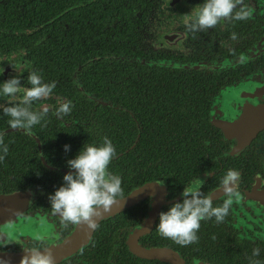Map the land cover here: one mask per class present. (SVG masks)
I'll use <instances>...</instances> for the list:
<instances>
[{"label": "flooded vegetation", "instance_id": "flooded-vegetation-1", "mask_svg": "<svg viewBox=\"0 0 264 264\" xmlns=\"http://www.w3.org/2000/svg\"><path fill=\"white\" fill-rule=\"evenodd\" d=\"M201 2L0 0V80L19 75L28 86L27 72L36 70L56 85L33 103L50 108L30 134L0 112L8 147L0 240L19 241L0 245V259L18 264L25 247L40 246L55 264H264V0H245L248 19L189 30ZM57 98L71 104L63 117L54 114ZM105 136L122 147L108 168L123 195L148 187L91 234L82 228L68 248L78 225L51 213L48 194L70 170L66 160ZM230 168L239 172L237 196L222 221H201L198 240L186 246L158 235V212L184 186L222 203L219 182ZM133 239L145 254L132 251Z\"/></svg>", "mask_w": 264, "mask_h": 264}, {"label": "clouds", "instance_id": "clouds-1", "mask_svg": "<svg viewBox=\"0 0 264 264\" xmlns=\"http://www.w3.org/2000/svg\"><path fill=\"white\" fill-rule=\"evenodd\" d=\"M252 12L253 9L245 0H202L186 26L189 30H205L221 19H248ZM19 81V75L0 80V99L6 101L0 103V112L8 117L9 127L20 128L30 134L33 126L47 116L50 108L46 103L33 108V103L47 100L56 85L55 81H45L36 70L27 72L28 86ZM70 110L69 101L57 98L54 109L57 117H63ZM62 148L68 151L69 145L64 144ZM7 151V145L0 141V160ZM115 154V147L106 136L102 143H83L75 155L66 160V166L70 170L62 174V183L48 194L51 213L64 223L84 224L87 228L94 229L97 219L109 213L114 202L125 197L121 177L108 168ZM238 182L239 172L228 169L219 182V189L225 197L219 205L213 204L210 193L205 194L199 188L184 186L181 198L158 212L155 224L158 235L180 246L195 243L201 221L214 218L220 222L228 214L237 196ZM34 239L41 241L45 237L36 233ZM8 240L19 242L18 238L6 237L5 240H0V245ZM25 251L26 255L21 256L18 264H55L49 247H25ZM259 251L254 248L252 257H257ZM0 264H8V261L0 259ZM249 264H256V261L250 258Z\"/></svg>", "mask_w": 264, "mask_h": 264}, {"label": "water", "instance_id": "water-1", "mask_svg": "<svg viewBox=\"0 0 264 264\" xmlns=\"http://www.w3.org/2000/svg\"><path fill=\"white\" fill-rule=\"evenodd\" d=\"M148 187V185H146L143 188L140 189H135L132 190L129 195H127L126 197L122 198V199H118L116 202L113 203V205L111 206V211L109 213H106L103 217L98 218L97 221L99 219H102L104 217H110L111 215L125 209L126 207H128L130 204L134 203L135 200L137 199V197H139L140 193L144 191V189ZM154 211V206L153 208L150 209L149 213L153 214ZM151 217V214H150ZM96 221V222H97ZM86 225L84 224H78V229L74 230V232H72L70 234V237L67 239L66 242L63 243V246H66L68 248H73L74 246H76V242H77V236H79L80 233H82V228H84ZM146 228V226L141 227L140 229H144ZM91 230L90 229V234H91ZM136 232V231H135ZM90 234H88V238L91 236ZM136 237V234L134 235V238ZM134 242V243H133ZM82 245V244H81ZM130 246L132 251H134L135 253H142L145 254L146 252H143L136 244L135 239L132 240V242L130 241ZM152 253H160L162 250H156V249H152L151 250Z\"/></svg>", "mask_w": 264, "mask_h": 264}, {"label": "trees", "instance_id": "trees-1", "mask_svg": "<svg viewBox=\"0 0 264 264\" xmlns=\"http://www.w3.org/2000/svg\"><path fill=\"white\" fill-rule=\"evenodd\" d=\"M116 130H119L118 128L116 129ZM122 149V147L121 146H119V145H116L115 146V150H116V152L118 151V150H121ZM117 160V159H116ZM116 165L118 166V163L116 162ZM118 172V171H117Z\"/></svg>", "mask_w": 264, "mask_h": 264}]
</instances>
